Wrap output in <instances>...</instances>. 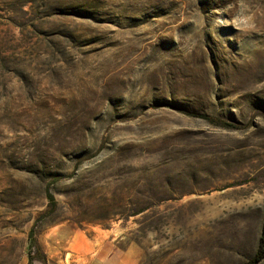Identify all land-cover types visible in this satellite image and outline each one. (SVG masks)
Wrapping results in <instances>:
<instances>
[{
	"label": "rangeland",
	"instance_id": "1",
	"mask_svg": "<svg viewBox=\"0 0 264 264\" xmlns=\"http://www.w3.org/2000/svg\"><path fill=\"white\" fill-rule=\"evenodd\" d=\"M263 218L264 0H0V264H243Z\"/></svg>",
	"mask_w": 264,
	"mask_h": 264
},
{
	"label": "trees",
	"instance_id": "2",
	"mask_svg": "<svg viewBox=\"0 0 264 264\" xmlns=\"http://www.w3.org/2000/svg\"><path fill=\"white\" fill-rule=\"evenodd\" d=\"M201 117L206 118L210 121H216V120H214V118L212 116L201 115ZM48 193H49L48 197L50 199V202L53 205H56L57 202H56L54 194H52L50 191ZM30 236L32 238L35 236L34 231L31 232ZM38 250H40V248H38ZM263 260H264V218H263L262 232H261L258 248H257L256 252L254 253V255L243 264H259Z\"/></svg>",
	"mask_w": 264,
	"mask_h": 264
}]
</instances>
